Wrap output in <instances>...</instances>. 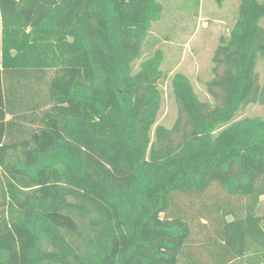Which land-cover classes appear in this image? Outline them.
Wrapping results in <instances>:
<instances>
[{"label": "trees", "instance_id": "trees-1", "mask_svg": "<svg viewBox=\"0 0 264 264\" xmlns=\"http://www.w3.org/2000/svg\"><path fill=\"white\" fill-rule=\"evenodd\" d=\"M161 0H0V264H264V1L201 99L141 59ZM139 61L135 65L136 61Z\"/></svg>", "mask_w": 264, "mask_h": 264}, {"label": "rangeland", "instance_id": "rangeland-1", "mask_svg": "<svg viewBox=\"0 0 264 264\" xmlns=\"http://www.w3.org/2000/svg\"><path fill=\"white\" fill-rule=\"evenodd\" d=\"M163 13L160 20L153 22L144 45L140 60L159 48L164 54L159 81L163 93L157 123L171 126L177 113L169 79L175 72L185 74L201 99L207 94L204 81L211 78V56L221 35H226L235 21L239 0H161ZM264 1V0H262ZM135 62V65L139 61ZM1 62V21H0ZM256 69L264 78V59L258 58ZM258 104L247 106L241 113L263 115ZM264 206V198L261 202Z\"/></svg>", "mask_w": 264, "mask_h": 264}, {"label": "crops", "instance_id": "crops-1", "mask_svg": "<svg viewBox=\"0 0 264 264\" xmlns=\"http://www.w3.org/2000/svg\"><path fill=\"white\" fill-rule=\"evenodd\" d=\"M263 226H264V223H263Z\"/></svg>", "mask_w": 264, "mask_h": 264}]
</instances>
